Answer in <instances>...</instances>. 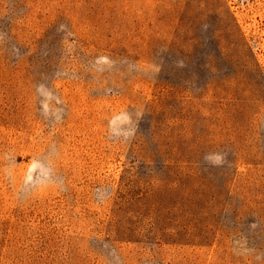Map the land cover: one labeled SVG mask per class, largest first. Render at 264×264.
<instances>
[{
  "label": "rangeland",
  "instance_id": "rangeland-1",
  "mask_svg": "<svg viewBox=\"0 0 264 264\" xmlns=\"http://www.w3.org/2000/svg\"><path fill=\"white\" fill-rule=\"evenodd\" d=\"M0 264H264V0H0Z\"/></svg>",
  "mask_w": 264,
  "mask_h": 264
}]
</instances>
